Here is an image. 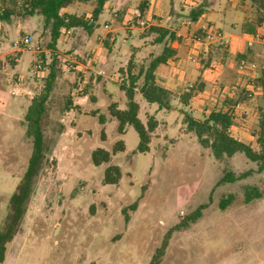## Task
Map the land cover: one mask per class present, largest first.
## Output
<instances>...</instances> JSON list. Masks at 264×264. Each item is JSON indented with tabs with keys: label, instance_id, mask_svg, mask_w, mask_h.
<instances>
[{
	"label": "rangeland",
	"instance_id": "374dc122",
	"mask_svg": "<svg viewBox=\"0 0 264 264\" xmlns=\"http://www.w3.org/2000/svg\"><path fill=\"white\" fill-rule=\"evenodd\" d=\"M113 1L117 8V0ZM139 1L127 0L132 17L129 27L139 26L140 19H135ZM175 2L179 13H188L180 11L183 0ZM95 3L76 2L62 12L90 16ZM205 9L210 11L208 6ZM106 16L103 13L101 19ZM104 25L99 23L92 33L72 29L70 36H65L63 30L58 49L52 51L50 31L44 28L42 16L0 23V232L11 223V199L33 153L24 120L31 99L42 92L56 57L61 70L43 120L45 160L27 210L0 264H150L170 232L159 264H264V171L260 172L259 164L242 153L231 158L216 157L199 143L187 129L183 114L186 108L180 102V94L188 86L173 95L174 110H160L140 94L143 78L135 97L139 119L146 125L153 116L158 126L149 151L139 152L137 131L128 125L123 134L119 133L110 105L126 109L127 98L119 86L121 75L125 81L128 79L129 62L136 65V74L148 67L163 52L166 37L152 44L156 34L150 29H128L133 31L129 36L122 28L117 34L121 24L116 22L113 32L105 37L109 46L97 57V63L90 62ZM29 35L34 40L14 56L19 60L11 67L12 59L6 55L19 50L15 43ZM116 37L115 42L112 38ZM259 54L258 60L252 61L257 67L254 70L239 69L235 54L232 64L230 59L227 66L208 72L203 78L207 100L199 108L202 112L194 115L187 108L196 119H202L205 112L220 109L219 96L249 89L253 93L247 103L249 115L239 124L243 125L242 129L238 127L242 131L235 130L234 135L255 148L258 145L253 134L260 108L264 107V90L251 86L264 69V50ZM69 55H75L84 67L69 72L65 66ZM37 60H44V79L33 75ZM167 72V65L157 70L158 76ZM196 80L192 76L191 82ZM82 81L87 82L86 88L76 92L75 98L73 93ZM70 102L71 108L67 109ZM243 132L244 137L240 136ZM119 141H123L124 151L100 166L93 163L95 150L112 152ZM110 166L119 167L122 173L116 185L104 183ZM245 173L244 178L221 183L226 174L239 177ZM246 187H256L262 197L247 203ZM229 196L233 199L223 209L221 202ZM202 205L206 208L195 223L174 230Z\"/></svg>",
	"mask_w": 264,
	"mask_h": 264
},
{
	"label": "trees",
	"instance_id": "16d2710c",
	"mask_svg": "<svg viewBox=\"0 0 264 264\" xmlns=\"http://www.w3.org/2000/svg\"><path fill=\"white\" fill-rule=\"evenodd\" d=\"M19 1L20 0H0V22H14L18 18H26L33 15L42 16L44 18V28L50 31L51 41L49 46L52 51L56 50L58 41L63 35V30L81 28L92 33L97 27L99 17L103 12L106 2V0H95L96 5L92 12V16L86 18L85 15H71L62 13V11L76 2L88 3L93 0H23L22 3ZM252 5L256 11L252 18L247 19L243 23L241 28L242 32L247 34H257L259 29L264 27V0H253ZM140 12H143V8L140 9ZM150 30L151 32L159 34L157 42H161L166 36H170V39L174 38L173 34H170L167 30L156 27H151ZM262 38L264 39V35ZM106 44L108 45L107 42ZM175 55L176 52L174 49L165 46L161 55L153 59L148 67L145 69L142 68L138 74L134 71L136 65L130 62L126 72L128 79L120 84V89L125 93L127 98V107L126 109H120L116 104L110 105V113L119 123V133L123 134L128 125L133 126L137 131L140 138L138 151L141 153L149 151L153 133L158 126V122L153 116L148 119L146 125L139 119L140 107L135 101L138 92L137 84L139 80L143 78L139 92L147 102L156 104L160 110H174L171 103L173 93L157 83L156 71L160 65L166 64ZM211 55L209 58L212 57ZM237 58L238 60H247L246 55H238ZM42 61L44 63V60ZM58 63V57H56L49 66L48 75L45 79L42 92L31 99V105L25 115L24 120L27 126V136L32 139L33 153L25 176L11 199V223L5 231L0 232V263L5 260L7 246L14 239L18 223L27 210V204L33 192L36 176L45 160L46 143L43 120L48 111L47 103L49 97L60 74L59 71H61ZM208 64L206 63V66ZM251 86L255 89H264V72L260 78L253 81ZM204 88V83L199 81L189 89V91H185L180 95V102L186 108L183 114L187 129L196 135L199 143L203 147L211 149L216 157L226 156L231 158L237 153H242L251 162L259 164L260 172L264 171V107L260 108L257 131L255 130L253 134V136L256 137L255 143L258 145L257 148H255L248 143L236 139L231 133V128L236 124V105L248 102L251 99L250 95H252V92L244 88L238 91L233 97L226 96L222 109L212 110L202 119H196L187 111V108L196 92L203 91ZM71 105L72 103L70 102L67 109H70ZM124 150L125 145L123 141H119L114 145L112 152L104 149L95 150L92 154V161L96 166H100L103 163L109 162L112 155ZM247 174L248 173H245L239 177L226 174L222 178L221 183L226 181L234 182L240 178H244ZM121 178L122 173L120 168L117 166H110L105 171L104 183L116 185L120 182ZM261 197V193L256 187H246L245 201L247 203ZM232 199L233 196H229L228 199H223L221 207L224 209ZM205 208V205L199 206L191 215L186 217V220L178 224L174 230L187 227L190 223H195L202 216V212ZM170 234L171 232L168 233L162 246L157 249L150 264H159L161 262L168 247V237Z\"/></svg>",
	"mask_w": 264,
	"mask_h": 264
},
{
	"label": "crops",
	"instance_id": "0c3cea01",
	"mask_svg": "<svg viewBox=\"0 0 264 264\" xmlns=\"http://www.w3.org/2000/svg\"><path fill=\"white\" fill-rule=\"evenodd\" d=\"M252 1L253 0H183V2L179 4L180 11L188 12L187 14H183L179 13L175 0H140L137 10L138 13L135 16V19H140L138 21L139 26L129 27V25H132V17L128 11L129 7L127 5V0H117V8H114L115 3L113 0H106L102 14L107 13V19L102 20L101 14L97 24V27H100L98 26L99 23L104 22L105 27L101 29V32L97 36V46L93 49V56L91 54L89 61L97 63V57L99 58V55L101 56V52L105 46H109L106 44L107 41H105V37L113 32L111 28L116 22L121 24V26L117 28V34L122 28H124L129 36L132 35L133 31L129 32L127 31L128 29H139L140 32H143L151 27H156L167 30L170 34H173V39H170V36H166V39L168 40L165 39L163 41L165 46L171 47L176 52V55L173 58H171L166 64H162L167 65L168 67V72L166 74L158 76L156 71L157 83L171 91L173 95L184 86L188 87H186L183 92L189 91V89L199 81L203 82L206 88V83L203 79L206 74H208V72H214L216 67L227 66L228 60L230 59L232 64V58L235 54L237 60L238 55H246L247 60L244 61L255 65L256 67V64L252 61L258 60L260 56L259 53L264 50V39L262 38L264 35V27L259 29L257 34L243 33L241 29L243 23L247 19L252 18L256 11L252 5ZM205 6H208L210 11H208V9L206 10ZM141 8H143L142 13L140 12ZM110 10L112 13H109ZM91 16L92 14L86 16V18H90ZM155 34L156 36L153 38L152 36L148 37V39L152 38V44H154L155 41L157 42L159 37L158 33L155 32ZM217 35L223 37L225 41L224 46L219 45L214 40ZM101 36L104 38L102 43L99 40V37ZM197 38H200L201 42H196ZM112 40L116 42L117 37L112 38ZM15 45L18 46L17 43H15ZM155 45L159 44L156 43ZM56 49H58V44ZM133 49H135V47H133L132 50ZM23 50L25 49L19 48V50L9 53L10 56L9 54L6 55L12 59L10 62L12 64L11 67H15L19 60V57L16 58L14 56H16L17 53L23 52ZM210 55L212 57L209 58ZM238 61L239 64L242 60ZM206 63L209 64L206 66ZM5 67L6 65L3 66L2 69L4 70ZM87 67L90 68L89 66ZM201 71H204V73L201 74ZM120 72L123 74V69H121ZM263 72L264 69L262 73ZM194 75L197 77V80L196 82H191L192 76ZM261 75L262 74H260V77ZM123 81H125V77L121 75V82ZM204 90L197 91L190 101L188 109H190V112L194 115L197 114L198 111L202 112L199 108L204 105L207 100ZM236 93L237 92H229L226 95L219 96L222 98V106L220 109L223 108L225 97H233ZM73 95L77 98L76 92L73 93ZM249 102L250 101L236 105V124L231 128L232 135L236 139L245 143L247 142L234 134L235 130L236 132L242 131L239 130L238 127H241L242 129L243 125L240 126V122L243 119L248 118L247 116L249 115L250 109L247 107V103ZM74 104H76L75 99ZM238 105L240 107H238ZM215 109L216 107L205 112V108H203V111L205 112L203 117L207 116ZM240 136L244 137V132Z\"/></svg>",
	"mask_w": 264,
	"mask_h": 264
},
{
	"label": "built area",
	"instance_id": "2783aa9c",
	"mask_svg": "<svg viewBox=\"0 0 264 264\" xmlns=\"http://www.w3.org/2000/svg\"><path fill=\"white\" fill-rule=\"evenodd\" d=\"M72 34V30H66L65 31V36H70ZM103 36L99 37L100 42H103ZM34 40L33 36H26L23 37L19 43H17V45L19 46L20 49H26V46L29 45L32 41ZM219 45L224 46L225 45V41L223 39V37L218 36L214 39ZM196 42H201L200 38L196 39ZM65 63H66V68L69 72L71 71H76L81 69L82 67H84L81 63H79V61L77 60V57L75 55H69L65 58ZM255 65H252L244 60L240 61L239 63V69L241 70H246V69H251L254 70ZM33 75L36 78H42L44 79L46 76V69L44 66V63L42 60H37L34 64H33ZM87 82L86 81H82L81 83H79V85L77 86V89L75 90V92H83L85 87H86ZM13 95H15L16 93L13 91L12 92ZM238 107H240L238 105Z\"/></svg>",
	"mask_w": 264,
	"mask_h": 264
}]
</instances>
